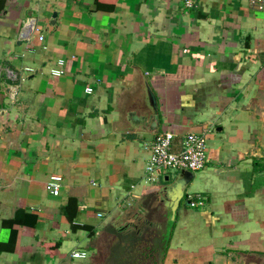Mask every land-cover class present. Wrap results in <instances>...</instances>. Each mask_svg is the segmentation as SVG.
Returning a JSON list of instances; mask_svg holds the SVG:
<instances>
[{"label":"crops","instance_id":"0c3cea01","mask_svg":"<svg viewBox=\"0 0 264 264\" xmlns=\"http://www.w3.org/2000/svg\"><path fill=\"white\" fill-rule=\"evenodd\" d=\"M7 68L34 71L15 101ZM164 131H209L205 169L147 184ZM0 264H264V11L0 0Z\"/></svg>","mask_w":264,"mask_h":264},{"label":"built area","instance_id":"2783aa9c","mask_svg":"<svg viewBox=\"0 0 264 264\" xmlns=\"http://www.w3.org/2000/svg\"><path fill=\"white\" fill-rule=\"evenodd\" d=\"M185 8L191 9L195 6L196 0H184ZM251 5L259 11H264V0H251ZM31 22H28L23 35L24 41L28 43V49L33 48L32 42L35 28ZM40 36L39 40L43 41ZM60 67L65 65V61L59 62ZM31 68H25L23 71H17L10 68L5 69L4 77L11 83L10 98L15 101L19 95V82L26 74H32ZM65 74V70H53L52 75L59 77ZM92 88L87 89L91 94ZM208 135L209 131L200 134H187L178 137L171 131L159 133L152 142L150 148L151 155L148 160L144 180L148 184L159 181L163 175L169 172L185 170L192 173L203 171L207 165L208 155ZM63 178L52 176L46 184V189L55 196H58L62 186ZM191 208H202L206 205V199L199 195H192L188 199ZM74 258H86L87 253L79 252L73 254Z\"/></svg>","mask_w":264,"mask_h":264},{"label":"rangeland","instance_id":"374dc122","mask_svg":"<svg viewBox=\"0 0 264 264\" xmlns=\"http://www.w3.org/2000/svg\"><path fill=\"white\" fill-rule=\"evenodd\" d=\"M169 173H173V172H169ZM158 239H159L158 233L155 232V234L152 233V234L144 235V238H143L142 241L145 242V241L155 240L156 245H158ZM127 251H129V250H127V249L125 250L124 248L121 249V253H126L127 254Z\"/></svg>","mask_w":264,"mask_h":264},{"label":"water","instance_id":"95a60500","mask_svg":"<svg viewBox=\"0 0 264 264\" xmlns=\"http://www.w3.org/2000/svg\"><path fill=\"white\" fill-rule=\"evenodd\" d=\"M56 17H57V14L55 13L54 15H53V22H55V19H56ZM54 24V23H53ZM150 130L152 131V132H157V130H158V125H157V122L155 121V120H152V122L150 123ZM159 134V133H158ZM158 134H156V135H158Z\"/></svg>","mask_w":264,"mask_h":264},{"label":"trees","instance_id":"16d2710c","mask_svg":"<svg viewBox=\"0 0 264 264\" xmlns=\"http://www.w3.org/2000/svg\"><path fill=\"white\" fill-rule=\"evenodd\" d=\"M92 234V233H91Z\"/></svg>","mask_w":264,"mask_h":264}]
</instances>
